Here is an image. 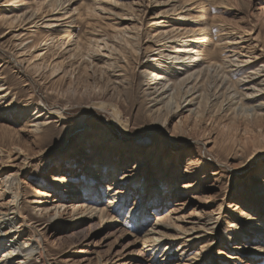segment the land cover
<instances>
[{"label":"rangeland","instance_id":"rangeland-1","mask_svg":"<svg viewBox=\"0 0 264 264\" xmlns=\"http://www.w3.org/2000/svg\"><path fill=\"white\" fill-rule=\"evenodd\" d=\"M263 65L264 0H0V174L49 262L264 264V111L226 110ZM161 81L217 99L158 110Z\"/></svg>","mask_w":264,"mask_h":264},{"label":"bare ground","instance_id":"bare-ground-1","mask_svg":"<svg viewBox=\"0 0 264 264\" xmlns=\"http://www.w3.org/2000/svg\"><path fill=\"white\" fill-rule=\"evenodd\" d=\"M23 16H25V15H23ZM101 42L103 43L104 47L103 46L101 47L100 46L101 44L98 43V45H96V46H98V48L108 49V52H109V49L115 50V49H113V45H111V46L108 45L109 43L105 39L101 40ZM62 44H64V43H62ZM233 44H235V43H233ZM186 48L187 47H183V46L181 48H178L176 55H178L179 52H181V51H185L188 53V48L187 49ZM235 50L236 49H232V51H235ZM44 53H45V51H44ZM97 54H99V53L97 52ZM105 55H107V54H105ZM232 55H235V54H232ZM176 57L177 56H174L173 58L175 59ZM189 57H191V54H187V58H189ZM233 57L234 56H232V58ZM235 59L236 58L230 59L228 62H230L232 64L234 63V65L235 64L238 65L239 63L236 62ZM232 60H233V62H232ZM187 61H183V63L181 65L186 66L187 64L185 65V63H187ZM210 65H212V64H210ZM210 65L206 67L204 72H209L210 68L216 66V65L215 66L213 65L210 67ZM258 68H256L255 71H252L250 74L254 75L257 73V70H258V72H263V75H264V65L262 66L261 70H259ZM56 69L57 68H55V70ZM200 72H201V68L198 71L190 73V76L185 78V80H182L181 83L186 82V80L189 77L194 76L196 78V76L199 75ZM224 77L221 79V82H223ZM248 77H249V75H248ZM256 78H257V76H256ZM242 80H243L242 78H238L237 81H235V83L237 85H239V83L242 82ZM259 81H261V83H264V78L259 80ZM179 85L180 86H177V85L168 86L167 83H165V81L164 82H162V81L157 82L155 84L154 91L157 92V96H156V98L153 99V101L156 104H160L156 109L159 110L160 108L165 107L168 112H170L173 108H175V111H177L179 109L180 110L185 109V110H188L189 112H192V113L196 112L197 113L203 104H205V105L210 104L212 101L217 99V97H215L214 94H211V93L209 94V91L198 92V89L194 90L193 87H189V86L188 87L185 86V89L183 88V96H182V94H181L182 93L181 92L182 85L181 84H179ZM232 86H233V90L231 93H229L228 97L231 100L233 98H237V100L231 102V100L229 99L230 104L227 106L226 110L230 111L233 115H238V116L244 117L246 119L256 118V117H258L259 113L262 112V110L264 111V101L260 100V99H262V97H258L257 96L258 94H256L257 91H260V89H262L261 87L259 89L255 90L256 85L253 84V85H251V87L247 86L248 90H250V91H245V92L240 91L239 92L238 87H235V84H232ZM0 90H1V88H0ZM187 96H188V98H187ZM196 104H197V106H195ZM219 107L223 108V103H221L219 105ZM48 113L54 114V115L59 116V117H61V115H62V114L60 115V112H58V111H56L55 113L50 111ZM42 115L43 114H39L35 118H39ZM81 121H83V120L78 121L77 126H80L83 123ZM37 125L39 126L38 123L36 124V126ZM37 129H39V128H37ZM27 159L28 158L26 156L22 157L21 162H22L23 166L21 165L22 167L20 166V169L25 167ZM90 169H91V167L86 165L85 170H90ZM22 170H21V172H22ZM21 172L18 170V171L12 172V173L6 172L5 174L4 173L0 174V181L2 183V186H0V191H2V190L6 191L7 190L8 193H11V197L9 199H7V201L4 202L3 208L0 209V264H51L49 262V260L47 259L46 247L43 245L44 237L42 236V234L38 228L33 226L31 223L27 222L26 215L23 214V209L21 208V206L19 204V195H20L19 194V190H20L19 188L20 187L18 185L19 183H18L17 179H18L19 174ZM54 178L56 180L65 179L64 177H62V178L54 177ZM112 183H113V181H112ZM185 184H186L185 182L177 184L174 187V192L185 191V190L189 189V184H186V185ZM3 186H4V188H3ZM108 188H110V185H108ZM0 196H1L0 199L2 202V200L4 199V198H2L3 194H0ZM6 226L9 229H5ZM13 229H14V231H13ZM15 230H18V231H15ZM258 249H259V251L264 252V249H262V247H258ZM167 250H168V248L164 249V251H165L164 256L169 255Z\"/></svg>","mask_w":264,"mask_h":264}]
</instances>
